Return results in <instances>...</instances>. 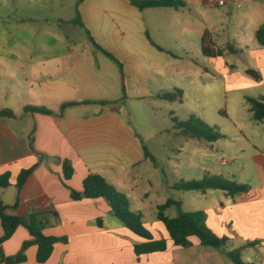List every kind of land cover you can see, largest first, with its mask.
<instances>
[{
	"label": "crops",
	"instance_id": "1",
	"mask_svg": "<svg viewBox=\"0 0 264 264\" xmlns=\"http://www.w3.org/2000/svg\"><path fill=\"white\" fill-rule=\"evenodd\" d=\"M241 3H245L253 15L255 35L264 26V0H229L223 6L224 12L233 14L234 7ZM192 8L205 25L201 38L207 34L214 42L209 11L215 7L207 0H185V7L180 9L139 10L128 0H81L78 5L85 28L101 48L110 53L126 47L133 28L139 24L142 29L144 26L149 42L154 19L163 20L160 28L166 27L172 19H177V30L186 27L188 21L184 19V12L189 10L190 13ZM109 20L123 23L119 27L120 34L106 29ZM66 31L58 33L60 44L36 48L18 46L9 49L10 57L0 62L4 75L10 81H18L16 92L12 93L8 86L6 91L10 95H0V110L9 109L15 114L11 118L0 116V176L10 173L11 181L10 186L0 187V201L12 206L19 197L18 207L10 211L12 214L27 217L47 213L49 224L44 234L67 238L66 242L55 245L45 263L37 261L38 247L32 245L26 251L27 260L18 264H207L209 260H220L224 251L216 248L213 249L218 251L205 255L199 251L183 253V247L174 244L159 220L144 224L156 239L167 240V250L144 254L137 259L134 245L143 239L116 219L106 199H72L70 189L82 191L83 181L90 173L103 176L129 201L133 199L141 205L153 200L156 193L166 191L167 185L157 189L152 177L146 174L147 161L153 160V154L142 136L131 128L129 120L122 116L121 97L115 96L120 81L114 76L112 80L104 76L103 63L99 60L103 50L91 40L83 45L72 42ZM68 33L73 34L71 30ZM250 50L258 68H264V47L256 40ZM89 54L93 60L88 59ZM213 60L217 68L228 63L220 56ZM95 101L109 103H93ZM74 102L80 104L67 107L60 115L64 104ZM28 105L46 107L54 115L26 113ZM145 148L152 157L146 156ZM245 153L253 174L238 181L246 185L248 191L233 196L219 190L203 193L208 202L206 222L219 237L228 238L226 246L253 252L251 264H264V150L248 142ZM41 156V164L18 191L20 173L36 165ZM63 160H69L75 169L69 180L64 179ZM245 166L249 164L241 167L243 175ZM154 203H157L155 198ZM99 219L102 226L98 224ZM3 235L0 220V237ZM29 240H32L29 231L21 226L0 246V252L6 256L16 255ZM190 240L192 245L186 248L197 250L202 246L199 238L192 236Z\"/></svg>",
	"mask_w": 264,
	"mask_h": 264
},
{
	"label": "rangeland",
	"instance_id": "2",
	"mask_svg": "<svg viewBox=\"0 0 264 264\" xmlns=\"http://www.w3.org/2000/svg\"><path fill=\"white\" fill-rule=\"evenodd\" d=\"M80 1L0 0V62L10 57L9 49L18 46L36 48L62 43L58 35L62 30H67L72 42L89 43L87 29L75 24L73 19L78 15ZM245 6V3L237 5L231 15L223 7L209 11L214 48L228 62L219 68L214 64L216 57H207L202 52L201 32L205 25L193 8L190 13L185 10L187 25L178 30L177 19H172L164 28L159 26L162 19L152 20L150 42L144 26L142 29L139 24L133 28L126 47L111 52L122 63L123 71L107 55L101 54L99 58L104 76L109 80L114 76L120 81L115 96L121 97L122 116L129 120L131 128L142 136L153 154L151 157L155 160L147 161L146 174L152 177L157 189L167 185L166 191L156 193L146 205L130 199L131 211L142 212L144 223L158 220L156 204H165L170 198L181 201L185 212H205L208 202L203 192L172 189L176 183L220 175L240 184L239 178L253 174L251 161L246 158V146L252 142L264 150V124L253 119L246 97H264V68H258L250 50L256 42L253 32L256 24ZM122 25L118 21H106V29L117 34ZM228 45L235 51L231 52ZM92 58L89 54L88 59ZM247 69L258 71L261 80L249 76ZM4 73L0 67V95H10L6 89L9 86L12 93L16 92L18 81H10ZM192 116L216 129L222 137L206 141L189 136L182 124ZM247 164L243 175L241 167ZM165 213L175 217L178 208L171 206ZM237 249L240 248L225 246L220 260H209L207 264H239L227 255ZM181 251H199L205 255L218 250L201 246L197 250L183 248ZM251 253L240 251L241 264H251Z\"/></svg>",
	"mask_w": 264,
	"mask_h": 264
},
{
	"label": "trees",
	"instance_id": "3",
	"mask_svg": "<svg viewBox=\"0 0 264 264\" xmlns=\"http://www.w3.org/2000/svg\"><path fill=\"white\" fill-rule=\"evenodd\" d=\"M133 6L139 10L147 8H174L180 9L185 7V0H128ZM263 1V0H253ZM78 15L75 18V23L84 26V22L80 16L79 10L77 9ZM87 33L91 42L98 48L102 49L101 46L92 37L90 31L87 29ZM255 38L260 46L264 47V26L260 27L256 33ZM231 52L235 51L231 45H228ZM103 50V49H102ZM104 54L116 62L121 70L123 71V65L113 54L103 50ZM202 52L207 57L222 56L220 50L214 48V43L211 38L205 34L202 37ZM246 73L253 77L255 80H261V74L254 69H247ZM250 110L253 114V119L259 123L264 124V97L253 98L246 97ZM93 103L108 104V101H95ZM80 103H66L62 106L60 115L69 106L78 105ZM25 112L30 114H45L54 115L53 111L43 106L28 105L25 107ZM0 116L4 117H15V114L9 109L0 110ZM184 131L193 138H198L206 141L217 140L222 135L209 127L202 120L191 117L187 123L182 124ZM30 143L33 148L34 143V132L30 134ZM146 156H151L148 150L145 148ZM42 156L40 161L29 169L23 170L17 180L16 187L18 191L21 190L25 184L27 178L35 171V169L41 164ZM63 172L64 179L69 180L73 177L75 169L69 160H63ZM10 173H5L0 176V187L10 186ZM172 189L182 191H201L203 193L209 190H219L229 196H233L238 193L247 192L248 187L243 184H237L227 180L225 177L220 175H214L207 177L202 181H181L172 186ZM71 190V197L73 200L95 199L104 198L108 201L113 215L121 221V223L128 228L131 232L143 239L142 242L134 245L135 254L139 259L144 254H151L155 252H164L167 250L168 244L166 239H156L153 233L145 226L143 221L142 212H133L130 209V202L127 196L119 192L111 183H109L103 176L90 173L83 181V190L76 191ZM19 204V197L14 205L9 206L0 201V220L4 229V235L0 237V246L8 239H10L17 229L21 226L25 227L32 240L23 243L19 253L13 256H6L2 251L0 252V264H18L27 260L26 251L32 246L38 247L37 261L39 263H45L52 256L55 245L59 242H66L65 237L47 236L44 234V229L49 224V216L47 213H33L27 217L12 214L10 211L16 210ZM182 202L170 198L165 204L158 206V220L163 224L170 239L176 246L183 248L190 247L192 242L190 238L195 236L199 238L200 243L204 247L221 249L225 248L228 242L227 237H219L215 234L207 225V215L204 211L185 212L181 207ZM171 206H177L178 214L175 217H169L166 215V209ZM57 217V214L53 213ZM100 226L103 225L101 219L98 220ZM237 249L234 251L227 252V255L237 260L241 264L239 259L240 251Z\"/></svg>",
	"mask_w": 264,
	"mask_h": 264
},
{
	"label": "built area",
	"instance_id": "4",
	"mask_svg": "<svg viewBox=\"0 0 264 264\" xmlns=\"http://www.w3.org/2000/svg\"><path fill=\"white\" fill-rule=\"evenodd\" d=\"M228 1L229 0H207L209 5H211L213 7H223L228 3ZM262 259L264 260V257ZM261 260H259L258 262H260Z\"/></svg>",
	"mask_w": 264,
	"mask_h": 264
}]
</instances>
